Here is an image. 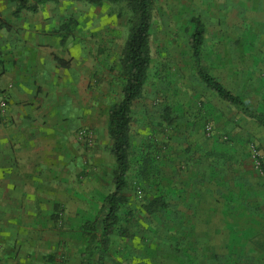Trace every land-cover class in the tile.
Listing matches in <instances>:
<instances>
[{
	"label": "crops",
	"instance_id": "obj_1",
	"mask_svg": "<svg viewBox=\"0 0 264 264\" xmlns=\"http://www.w3.org/2000/svg\"><path fill=\"white\" fill-rule=\"evenodd\" d=\"M53 3L31 11L0 0V264H262L264 247L250 241L264 236V172L250 144L264 160V0H170L160 12L170 38L131 107L125 232L90 249L86 227L114 191L113 94L75 67L76 47L57 22L64 8ZM197 26L200 66L190 43ZM199 68L246 110L209 88ZM149 93L169 108L134 107ZM155 197L159 209L146 213Z\"/></svg>",
	"mask_w": 264,
	"mask_h": 264
},
{
	"label": "trees",
	"instance_id": "obj_2",
	"mask_svg": "<svg viewBox=\"0 0 264 264\" xmlns=\"http://www.w3.org/2000/svg\"><path fill=\"white\" fill-rule=\"evenodd\" d=\"M19 7L27 8L35 11L41 3L57 2L59 0H32L27 5L25 0H18ZM85 1L90 4H100L103 1L125 2L131 11V21L129 33L125 44V49L120 59V76L122 84V99L110 106L108 110L107 133L112 141L111 151L115 159L114 168V191L109 194L104 201L103 208L100 210L97 219L89 228V247L94 245L98 240L102 246L106 248L109 237L113 230L124 233L121 226L123 214L128 215L129 212L123 213L121 204L127 198L123 194V190L127 185V174L130 169L129 163V127L133 120L131 107L133 101L143 96L144 85L147 80V72L150 64V27H151V6L153 0H74ZM202 38V30L197 26L193 32L190 43L193 48L194 57L198 66L199 60V44ZM199 74L205 81L207 86L214 90L223 100L241 106L246 110L243 102L239 97L234 96L227 91L214 77L202 71L199 68ZM259 121L264 124L263 116H259ZM162 197H155L148 201L144 206L146 213H154L159 209ZM90 251H86V253Z\"/></svg>",
	"mask_w": 264,
	"mask_h": 264
},
{
	"label": "rangeland",
	"instance_id": "obj_3",
	"mask_svg": "<svg viewBox=\"0 0 264 264\" xmlns=\"http://www.w3.org/2000/svg\"><path fill=\"white\" fill-rule=\"evenodd\" d=\"M53 6L54 10L59 11L64 8V17H60L57 22L63 27L62 35L65 38V45L72 44L76 47L77 61L75 67L90 68L91 77L97 80L99 92L102 88L108 86V88L112 89L113 104L120 101L123 96L121 76L119 73L120 59L125 49L131 21V11L126 3L103 1L95 5L85 1L59 0L54 2ZM169 8L170 0H153L151 6L149 49L150 56L154 58L158 56L159 52H163L164 50L159 49L160 42L170 38L168 29L169 15L165 17L160 14L161 11H168ZM167 51L166 49L165 52L167 53ZM156 68L157 66L154 60L151 65V70H155ZM110 83H112V86H110ZM154 83L155 81L148 84V86L145 87L146 91L149 87L152 88ZM158 83L161 86L160 88H163L167 84L166 81ZM146 95L148 97L147 102H143L145 98L142 102L138 100L135 102L134 107L144 104L149 107H156L159 110L169 108L166 96L158 95L150 97V95H152L150 93ZM99 98L101 99L100 105H104L106 103L105 98L101 96H99ZM164 115L165 113L163 116ZM165 116H167V114ZM132 121L129 129L135 125V121ZM164 121L169 123V118H165ZM257 147L259 152H261V146L259 147V145H257ZM261 156L260 170H262L261 172L263 173V153H261ZM129 163L130 169H132V164H134V162L129 160ZM261 172L259 171V173ZM258 176L260 177L261 174ZM132 185H134V183H132ZM136 185H138V183ZM262 237L264 238V236H257V238L251 240L250 243H253L259 250H262V247H264V239ZM256 259L258 262L262 261V264H264V256L257 257Z\"/></svg>",
	"mask_w": 264,
	"mask_h": 264
},
{
	"label": "built area",
	"instance_id": "obj_4",
	"mask_svg": "<svg viewBox=\"0 0 264 264\" xmlns=\"http://www.w3.org/2000/svg\"><path fill=\"white\" fill-rule=\"evenodd\" d=\"M0 106L3 107L4 106V102H0ZM205 132L208 135H211L214 131L213 127L210 124H205L204 127ZM80 136L82 137L83 140H85L87 143H90L92 141L93 138V133L91 132V130L89 129H81L79 131ZM223 140H227V136L223 135L222 136ZM250 154H251V159L255 165L256 168L260 169V164H261V153L259 152V149L256 145V143L252 142L250 144Z\"/></svg>",
	"mask_w": 264,
	"mask_h": 264
}]
</instances>
